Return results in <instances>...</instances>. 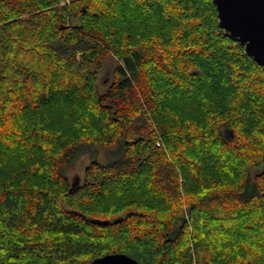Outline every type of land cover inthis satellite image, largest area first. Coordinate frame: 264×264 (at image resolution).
Returning <instances> with one entry per match:
<instances>
[{
  "label": "trees",
  "instance_id": "1",
  "mask_svg": "<svg viewBox=\"0 0 264 264\" xmlns=\"http://www.w3.org/2000/svg\"><path fill=\"white\" fill-rule=\"evenodd\" d=\"M112 253L264 264V66L212 0H0V264Z\"/></svg>",
  "mask_w": 264,
  "mask_h": 264
},
{
  "label": "water",
  "instance_id": "2",
  "mask_svg": "<svg viewBox=\"0 0 264 264\" xmlns=\"http://www.w3.org/2000/svg\"><path fill=\"white\" fill-rule=\"evenodd\" d=\"M212 1L224 34L238 41L248 56L264 66V0ZM90 264L143 263L124 253H112L96 258Z\"/></svg>",
  "mask_w": 264,
  "mask_h": 264
},
{
  "label": "rangeland",
  "instance_id": "3",
  "mask_svg": "<svg viewBox=\"0 0 264 264\" xmlns=\"http://www.w3.org/2000/svg\"><path fill=\"white\" fill-rule=\"evenodd\" d=\"M65 3L64 1L62 4ZM115 60L112 57H108L104 61L103 70L100 72V75L105 77L108 75V70H112L115 65ZM100 89H104L103 85H100ZM110 150V149H109ZM108 148H88V149H82L79 157L76 161H74L70 167L67 170V175L70 179V181L73 183H79L82 180L83 177V171L85 166L92 160L96 159L99 161H105L110 155H109ZM258 171V169L254 168L252 169V174H255Z\"/></svg>",
  "mask_w": 264,
  "mask_h": 264
}]
</instances>
